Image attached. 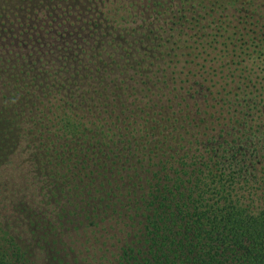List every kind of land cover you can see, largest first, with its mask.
Instances as JSON below:
<instances>
[{
  "label": "trees",
  "instance_id": "1",
  "mask_svg": "<svg viewBox=\"0 0 264 264\" xmlns=\"http://www.w3.org/2000/svg\"><path fill=\"white\" fill-rule=\"evenodd\" d=\"M174 1L179 16L219 9L177 70L215 91L170 89L175 63L108 55L65 59L60 86L33 72L16 92L0 85V264H68L67 225L85 231L76 264H264V0ZM170 2L139 0L157 20ZM156 73L161 85L145 80Z\"/></svg>",
  "mask_w": 264,
  "mask_h": 264
},
{
  "label": "rangeland",
  "instance_id": "2",
  "mask_svg": "<svg viewBox=\"0 0 264 264\" xmlns=\"http://www.w3.org/2000/svg\"><path fill=\"white\" fill-rule=\"evenodd\" d=\"M170 1L169 10L157 20L144 14L139 0H0V34L11 44V51L0 46V85L6 89L4 94L16 92L23 83V76L30 72L34 75L47 74L49 85L60 86L66 80L67 68L71 67L65 59L76 58V67L89 63L91 68L94 64L101 65L107 55L108 58H122L128 64L127 68L136 61L150 58L157 62L156 65L164 64L167 68L168 63H175L165 77L170 89L193 85V91H215L212 84L202 83L198 78L191 77V80L190 75L189 82L184 76L188 67L179 76L177 70L192 58L190 54L194 53L192 46L196 40H207L209 34L215 32L209 15L219 9L210 10L207 7L198 15L188 5L180 14L181 18L178 13L185 2ZM223 9L221 13L227 14L228 9ZM194 15L199 18L195 19ZM20 50L23 52L19 53ZM202 56L197 58L201 60ZM145 80L162 84L157 73ZM193 80L200 83L196 84ZM170 89L166 92L172 94L166 99L175 95ZM247 97L246 101L234 100L240 104L238 110H234L239 111L246 124L251 125L254 110ZM7 102L9 100L5 97L0 100V103ZM11 167H6L4 172ZM68 230V225L59 227L55 239L61 240L59 243L66 248L68 264H76L82 258L78 246L81 238L85 237V231ZM37 242L36 260L40 263L42 260L39 257L44 256L45 245ZM97 253L102 254L98 250ZM52 259V264H67L61 262L63 260L57 254Z\"/></svg>",
  "mask_w": 264,
  "mask_h": 264
}]
</instances>
